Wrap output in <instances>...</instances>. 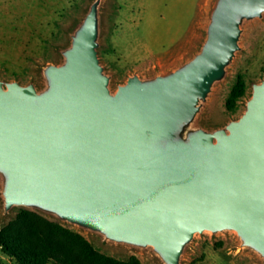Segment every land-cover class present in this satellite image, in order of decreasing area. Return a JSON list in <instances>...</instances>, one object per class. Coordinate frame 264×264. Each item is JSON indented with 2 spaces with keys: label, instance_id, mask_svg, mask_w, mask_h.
<instances>
[{
  "label": "water",
  "instance_id": "water-1",
  "mask_svg": "<svg viewBox=\"0 0 264 264\" xmlns=\"http://www.w3.org/2000/svg\"><path fill=\"white\" fill-rule=\"evenodd\" d=\"M95 0L43 69L46 87L0 80L5 212L24 207L182 264L197 234L237 233L264 262V81L225 128L193 125L264 0H217L200 51L175 71L111 90Z\"/></svg>",
  "mask_w": 264,
  "mask_h": 264
},
{
  "label": "rangeland",
  "instance_id": "rangeland-1",
  "mask_svg": "<svg viewBox=\"0 0 264 264\" xmlns=\"http://www.w3.org/2000/svg\"><path fill=\"white\" fill-rule=\"evenodd\" d=\"M95 0H0V80L46 87L43 69L63 63L62 50ZM217 0H103L100 9L98 49L101 65L110 76L111 90L137 75L149 79L175 71L197 54L204 41ZM240 50L225 78L216 83L197 116L194 128L213 131L238 120L252 97L253 84L264 81V15L242 26ZM238 74L247 82L238 110L230 113L226 100ZM24 207L5 212L0 182V231ZM35 212L84 236L105 256L141 264H163L151 250L116 245L55 217ZM0 264H18L0 249ZM182 264H264L254 252L243 249L234 231L197 234L186 249Z\"/></svg>",
  "mask_w": 264,
  "mask_h": 264
},
{
  "label": "trees",
  "instance_id": "trees-1",
  "mask_svg": "<svg viewBox=\"0 0 264 264\" xmlns=\"http://www.w3.org/2000/svg\"><path fill=\"white\" fill-rule=\"evenodd\" d=\"M246 91L245 77L238 74L226 100L228 112L238 110ZM0 249L18 264H141L136 256L120 261L100 254L81 234L28 210L0 231Z\"/></svg>",
  "mask_w": 264,
  "mask_h": 264
}]
</instances>
